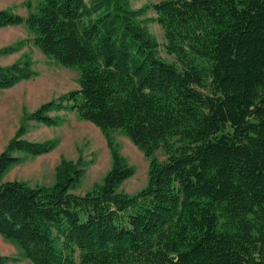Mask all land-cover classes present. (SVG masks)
<instances>
[{
	"label": "trees",
	"instance_id": "16d2710c",
	"mask_svg": "<svg viewBox=\"0 0 264 264\" xmlns=\"http://www.w3.org/2000/svg\"><path fill=\"white\" fill-rule=\"evenodd\" d=\"M31 8V2H27ZM163 31L164 49L141 16ZM24 22L47 56L79 71L78 88L30 119L75 111L107 137L101 182L73 192L83 173L61 160L50 185L1 178L53 144L14 138L0 152V235L32 264H264V0H36ZM36 74L0 65V89ZM119 130L149 157L147 182L119 190L133 169L109 136ZM161 148L166 158L153 154ZM6 257H0V262Z\"/></svg>",
	"mask_w": 264,
	"mask_h": 264
},
{
	"label": "rangeland",
	"instance_id": "374dc122",
	"mask_svg": "<svg viewBox=\"0 0 264 264\" xmlns=\"http://www.w3.org/2000/svg\"><path fill=\"white\" fill-rule=\"evenodd\" d=\"M32 7H27V2ZM133 8L158 0H129ZM36 6V0H0V10H10L23 18ZM155 13L149 8L141 17L159 41V54L168 60L173 55L164 49V36L160 25L151 20ZM19 61H29L36 74L22 79L15 85L0 89V152L14 138L33 143L51 142L52 148L42 154L33 155L23 151H13L20 161L9 166L1 180L18 179L34 185H50L56 178L57 166L61 160L78 164L83 173L72 190L82 194L101 182L112 164L110 146L105 134L94 124L81 119L75 111L52 109L48 115L57 117L59 123L46 125L30 119V113L41 104L58 99L70 90L78 88L79 71L65 67L45 55L33 42V33L24 22L0 27V65H11ZM118 155L133 169L132 175L119 190L133 194L147 182L149 157L121 131L109 132ZM153 156L163 161L164 151L159 148ZM0 257H6L0 264H32L23 257L19 247L0 235Z\"/></svg>",
	"mask_w": 264,
	"mask_h": 264
}]
</instances>
